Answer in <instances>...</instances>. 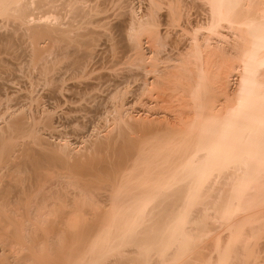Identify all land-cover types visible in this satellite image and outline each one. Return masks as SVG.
Wrapping results in <instances>:
<instances>
[{
  "label": "bare ground",
  "instance_id": "1",
  "mask_svg": "<svg viewBox=\"0 0 264 264\" xmlns=\"http://www.w3.org/2000/svg\"><path fill=\"white\" fill-rule=\"evenodd\" d=\"M144 1L0 0V264H262L264 0Z\"/></svg>",
  "mask_w": 264,
  "mask_h": 264
},
{
  "label": "rangeland",
  "instance_id": "2",
  "mask_svg": "<svg viewBox=\"0 0 264 264\" xmlns=\"http://www.w3.org/2000/svg\"><path fill=\"white\" fill-rule=\"evenodd\" d=\"M104 1V0H103ZM106 1V0H105ZM124 2H125V5H126V3L129 5H127L128 7H134V8H141V9H144L145 8V1L144 0H127V2H126V0H124ZM108 3V2H107ZM112 13V12H111ZM113 14V13H112ZM111 15V14H110ZM114 19V18H113ZM104 47V46H103ZM102 47V48H103ZM102 48L100 47L99 49H101V51H103L104 49H105V47H104V49L102 50ZM99 56V57H98ZM96 58H95V60L92 62V66H91V68L93 69V70H95L96 69V71L98 70V71H102V67H99V66H103V60H104V62H106L107 60L103 57V56H101V55H98ZM103 58V59H102ZM102 62V63H101ZM101 64V65H100ZM98 68V69H97ZM97 71V72H98ZM103 72V71H102ZM99 73V72H98ZM231 86H233L232 84H231ZM148 105H151L150 103L148 104ZM147 105V106H148ZM159 106V105H158ZM158 106H155V105H153L151 108L153 109L152 110V112H151V110H150V112L149 111H145V109L143 108V107H138V109H137V111L135 112V114L136 113H138L137 115H136V117H143V116H145L146 115V117H147V115H148V117H147V119L149 118V117H151V120H156L157 118L160 120H164V119H166L168 116H167V114H168V112H166L165 114H164V112H165V110H160V107H158ZM164 107V105H161V107ZM156 107V108H155ZM158 107V108H157ZM137 108V107H136ZM159 109V110H158ZM161 109H163V108H161ZM139 110V111H138ZM157 111V112H155V111ZM159 111H161V112H159ZM153 113V114H152ZM155 115V116H154ZM141 117V118H142ZM146 117H144V118H146ZM156 117V118H155ZM150 119V118H149ZM171 121L173 122V119H171ZM263 256H264V254H263ZM262 264H264V260H263V262H262Z\"/></svg>",
  "mask_w": 264,
  "mask_h": 264
}]
</instances>
